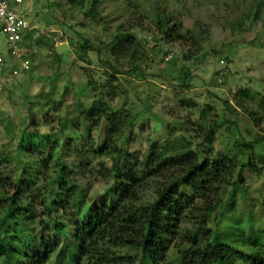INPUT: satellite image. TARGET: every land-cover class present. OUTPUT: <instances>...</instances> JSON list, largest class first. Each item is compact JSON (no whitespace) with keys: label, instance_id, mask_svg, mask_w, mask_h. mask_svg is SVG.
<instances>
[{"label":"rangeland","instance_id":"rangeland-1","mask_svg":"<svg viewBox=\"0 0 264 264\" xmlns=\"http://www.w3.org/2000/svg\"><path fill=\"white\" fill-rule=\"evenodd\" d=\"M22 8L34 29L26 43L36 52L18 79L8 81L0 68V226L63 245L65 233L49 219L54 198L68 209L69 233L111 200L112 159L95 154L105 148L109 122L94 128L86 114L101 100L125 127L120 147L132 165L153 147L161 159L232 160L235 171L212 191L226 204L209 227L223 244L235 246L244 232L264 251V0H23ZM121 33L134 43L130 56L115 59L111 45ZM0 57L12 60L1 27ZM216 125L215 144L202 146ZM237 140L251 144L249 155L234 148ZM62 171L79 187L74 199L61 188ZM19 180L25 192L18 196ZM157 188L149 186L145 201ZM204 203L195 199L182 231L198 224ZM221 221L240 234H216Z\"/></svg>","mask_w":264,"mask_h":264},{"label":"trees","instance_id":"trees-1","mask_svg":"<svg viewBox=\"0 0 264 264\" xmlns=\"http://www.w3.org/2000/svg\"><path fill=\"white\" fill-rule=\"evenodd\" d=\"M157 12L162 25L169 28L166 13L158 9ZM133 39L126 33L115 37L111 45L113 57L130 56ZM84 49L88 52L91 47L86 44ZM86 114L94 128L99 127L103 118L109 122L105 148L95 154L112 159L116 187L111 191V200L93 206L86 218L75 226L74 233H69L62 219L68 209L63 200L54 198L49 219L56 223L57 232L65 233L63 245L45 238L41 241L33 235L19 237L0 226V243L5 245V251L0 253L3 264H264V251L246 237V233L240 234L235 225L225 226L221 221L216 231L220 235V230L224 229V237L229 239L235 233L240 234L234 241L235 246L216 239L209 227L208 222L217 213V207L223 208L226 204L219 198L213 200L212 191L216 189L215 184L235 171L232 160L220 163L198 154L161 159L153 147L144 161L135 166L126 161L125 151L120 147L125 127L118 117L109 115L101 100L87 109ZM217 135V125L212 126L202 146L212 147ZM234 148L249 155L251 144L244 145L237 140ZM59 179L61 188L68 192L66 197H77L79 187L72 184L64 171ZM155 183L157 194L147 202L143 194ZM17 186V195H22L25 192L23 181L19 180ZM235 195L233 191L230 198ZM200 197L205 202L201 220L192 229L182 231L187 211ZM245 197L243 194L242 198ZM10 212L13 213V207ZM195 215L192 217L196 218Z\"/></svg>","mask_w":264,"mask_h":264},{"label":"built area","instance_id":"built-area-1","mask_svg":"<svg viewBox=\"0 0 264 264\" xmlns=\"http://www.w3.org/2000/svg\"><path fill=\"white\" fill-rule=\"evenodd\" d=\"M22 6L23 0H0V27L8 39L10 60L20 62L19 67H14L11 61L0 57V68L5 71L8 81L18 79L30 69L29 55L36 52L26 43V34L34 29Z\"/></svg>","mask_w":264,"mask_h":264}]
</instances>
